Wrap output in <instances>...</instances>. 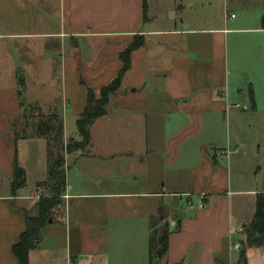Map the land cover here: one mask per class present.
I'll use <instances>...</instances> for the list:
<instances>
[{"label":"crops","instance_id":"crops-1","mask_svg":"<svg viewBox=\"0 0 264 264\" xmlns=\"http://www.w3.org/2000/svg\"><path fill=\"white\" fill-rule=\"evenodd\" d=\"M157 1L0 0V77L23 69L24 95L30 93L26 100L46 115L56 111L64 121L67 115L79 117L88 88L100 91L117 77L122 67L119 54L135 37H143L145 43L131 53L125 76L139 52L148 62L142 64L147 79L140 89L145 91L115 97L120 112L129 117L136 151L111 159V166L97 158L94 149L78 151L71 164L67 155L72 153H67L63 203L51 210L39 245L29 253V264L239 261L240 250L231 251V243L245 241V228L264 189L251 187L245 165L239 177L233 176L232 156L239 147L234 153L230 138L225 145L216 136L230 120L236 98L229 84L231 33L241 37L235 48L237 66L250 68L253 75L256 70L264 74V0H218L221 15L199 31L156 29ZM180 1L173 0L175 10L162 12L168 15L171 10L167 21L182 16ZM213 3L207 0L205 5ZM230 5L238 12L232 19L226 16ZM47 84L52 93L45 96ZM14 87L0 84V93L14 92L11 102L1 104L0 98V119L24 115ZM17 106L14 115L7 111ZM46 155L48 166V150ZM21 166L25 178L20 188L13 190L10 177L0 186V264H18L12 248L26 229V216L38 217L41 195H49L37 186L47 177L36 179L29 190V170ZM165 231L168 249L153 261L151 242ZM246 252L247 264H264V245Z\"/></svg>","mask_w":264,"mask_h":264},{"label":"rangeland","instance_id":"rangeland-1","mask_svg":"<svg viewBox=\"0 0 264 264\" xmlns=\"http://www.w3.org/2000/svg\"><path fill=\"white\" fill-rule=\"evenodd\" d=\"M207 0H183L177 4H182L183 12L182 19L181 14L178 18L173 20H166L170 18L169 12L175 10L173 0H158L155 4V13L157 12L158 19L155 20L156 29L165 28H177L180 31H199L205 28H210L211 25L207 23L210 18H217L221 15L220 2L214 0L212 6H206ZM172 7L168 11V15L162 12ZM174 8V9H173ZM229 14L226 16L232 19V15L238 14L234 10V6H229ZM224 15V11H223ZM165 16V20L163 17ZM161 18V19H160ZM163 19V20H162ZM233 26H229L232 28ZM187 33V32H185ZM248 37V35H245ZM181 37L193 38L191 35H184ZM140 37H136L137 41ZM156 38V37H153ZM151 38V39H153ZM159 38V37H158ZM163 38V37H160ZM228 40V68H229V84L231 91H236V98L231 101L230 113L232 114L228 122H224V126L220 128L217 132L216 138L224 141V144L230 138V145L232 152L238 149L236 154H233V176L239 177L240 168L245 165L244 174L248 181H250L251 187L257 189H264V74L257 73L253 75V70L250 68L238 67L236 64L237 58V40H241L238 34L231 33ZM135 41V42H136ZM135 56L134 67L132 71L125 76L121 93H139L144 92L142 83L145 82L147 76L143 71L142 64L143 61L140 54ZM148 64V62L146 63ZM23 70V69H20ZM12 75H6L0 77V84L11 86L15 85V90H17V102L24 101L25 105H29L26 98L27 95L20 96L19 93V80L22 76L24 79L23 72L22 75L19 73ZM84 75V73H82ZM12 76V77H9ZM45 78V76H44ZM31 85V84H30ZM27 88H29V86ZM86 86V85H85ZM36 87L42 89L43 86L36 84ZM50 88L49 84L45 86L43 94L45 96L52 91H48ZM241 89V95L240 90ZM14 92H3L0 93V98L2 101L11 102V97ZM116 95H112L107 106V116L103 117L96 123L92 129L93 140L91 146L88 150L94 149L97 158L108 160V166H111V159L113 158H126L128 153L131 151H136L134 146H138L137 143L131 141L134 132L130 130V121L126 113L120 112V103L116 102ZM16 96V93H15ZM14 103V102H13ZM7 111L14 115L19 111L15 107L7 108ZM44 114V113H43ZM64 121V140L68 142L71 139L76 141L81 140V135L78 132L77 120L78 117L67 115ZM27 121L23 116H10L5 119H0V186H3L5 180L9 177L12 179V184L14 183V176L12 173L15 161H18V166L25 165L28 167L29 174L27 178V188L33 190L32 184L36 179L44 177L45 179L48 175V169H46L47 162V150L46 142L43 138L31 137L30 134L34 132V129L38 125V120L36 117L33 119H28ZM226 145V144H225ZM137 149H141L138 147ZM87 150V151H88ZM123 151L121 156L119 153ZM81 152V151H80ZM235 153V152H234ZM75 154H80L79 152L68 154L67 160L71 164L74 160ZM224 164H227V160H221ZM111 162V163H110ZM46 165V166H45ZM22 167V166H21ZM48 167V166H47ZM23 168V167H22ZM259 169L257 182L254 178L256 169ZM24 169V168H23ZM113 169V173H114ZM257 173V171H256ZM238 256V253L234 252V259Z\"/></svg>","mask_w":264,"mask_h":264},{"label":"trees","instance_id":"trees-1","mask_svg":"<svg viewBox=\"0 0 264 264\" xmlns=\"http://www.w3.org/2000/svg\"><path fill=\"white\" fill-rule=\"evenodd\" d=\"M264 20V17H263ZM128 46L122 53L119 54L122 67L119 70L117 77L108 85L103 86L100 91L94 88H88L86 105L79 115L77 120L78 132L81 135V140L74 139L65 142L64 137V120L56 112L43 114L42 108L39 105H25L21 101L24 109L23 118L27 121L36 117L38 125L34 129L31 137L43 138L47 142L48 150V175L44 182L37 184L39 188L44 187L48 190L49 195H41L40 198V215L36 218L26 216L25 231L17 244L12 248L13 255L18 260V264H29V253L36 249L40 243L42 229L51 219V210L63 203V195L66 191V165L65 158L67 153L87 150L92 142L91 128L94 123L101 117L107 114V106L110 97L118 94L121 91L124 76L131 65V53L138 50L145 40L143 37ZM136 38V37H135ZM20 73V72H19ZM22 75V73H20ZM84 83V81H81ZM19 94L23 97L25 79L21 76L19 80ZM14 183L13 190L20 188L23 185L25 171L21 166H18L17 160L14 164ZM257 210L250 224L245 228V241L241 242L240 258L237 264H247V248L260 247L264 245V195H259L256 201ZM168 235L165 231L158 239L151 242L150 255L153 261L159 260L165 255L168 249Z\"/></svg>","mask_w":264,"mask_h":264},{"label":"built area","instance_id":"built-area-1","mask_svg":"<svg viewBox=\"0 0 264 264\" xmlns=\"http://www.w3.org/2000/svg\"><path fill=\"white\" fill-rule=\"evenodd\" d=\"M235 16L232 15V18H234ZM200 208H204L203 204L199 205ZM242 248V244L240 242H236V243H231V251H236V250H240Z\"/></svg>","mask_w":264,"mask_h":264},{"label":"water","instance_id":"water-1","mask_svg":"<svg viewBox=\"0 0 264 264\" xmlns=\"http://www.w3.org/2000/svg\"><path fill=\"white\" fill-rule=\"evenodd\" d=\"M155 264H161V262L160 261H157Z\"/></svg>","mask_w":264,"mask_h":264}]
</instances>
